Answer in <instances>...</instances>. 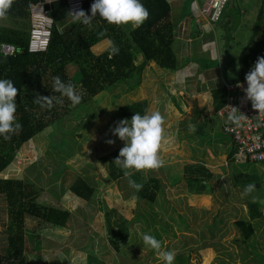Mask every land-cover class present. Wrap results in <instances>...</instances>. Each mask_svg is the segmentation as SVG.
Wrapping results in <instances>:
<instances>
[{"label":"rangeland","instance_id":"rangeland-1","mask_svg":"<svg viewBox=\"0 0 264 264\" xmlns=\"http://www.w3.org/2000/svg\"><path fill=\"white\" fill-rule=\"evenodd\" d=\"M246 2L249 5H241L237 1L234 9L232 4L225 7L223 19L225 24L221 29L218 28L220 32L227 27L226 34L230 37L228 59L216 61V65L223 63L221 76L223 81H227L225 84L230 83L228 81L230 78H236L237 68L246 47L257 43L263 37L262 33L255 35L254 30L257 28L260 10L258 3L264 8V0ZM189 6L190 4H187V10ZM10 20L7 18L8 22ZM3 24H6L5 20ZM97 48L94 47L92 50L98 51ZM222 52H226L223 42L220 53ZM154 69L163 71L157 66H154ZM157 80L159 81V78ZM147 83L148 79L144 87ZM148 87L157 90V87L151 85ZM165 89L161 88L162 93L158 94L153 91L148 93L141 85L138 91L127 94L124 85L118 86L109 96L107 95L109 92H106L107 96L104 94L102 99L98 100V105L93 107L95 109L92 110L97 112L99 118L93 120L85 115L83 118L86 124L74 117L70 118V123H66L64 128L77 129L79 125L85 128L76 135L78 144L74 153L60 157L64 159L62 161L64 169L60 170L54 179L58 165L52 163V157H48L49 154L46 153L48 133L39 134L19 149L3 179H27L37 191L42 192L39 199L41 203L69 209L73 214L65 229H55L26 218L23 256L27 264H68L69 260L76 263L84 260L85 253L89 251H92L102 264H164L155 251L153 255L149 254L150 247L145 245L142 239L144 234L155 236L163 244L164 251L178 253L184 248L200 249L198 257L192 256L191 264H218L215 260L217 252L214 247L204 248L202 243L205 242L207 245L213 243L216 247L219 246L217 248L220 252L225 250L223 252L228 255H235L233 260L225 258V264H240L238 247L232 243L234 237L232 224L246 214L245 205L249 199H246L248 196L241 197L243 190L233 183L230 177V173L232 176L235 175L232 166L228 164L234 159H227V150L233 146L231 138L223 133L222 122L212 114V107L204 104L205 106H202L204 112L196 116L198 105L193 108L180 97L173 101L171 98L173 95ZM143 101L147 102V112L158 110L165 117V128L169 137V143L161 152L165 161L164 166L156 171L141 172L144 180L151 176L162 183L163 188L158 193L156 203L152 205L144 201L127 200L119 184L107 181L109 162L104 160L105 157L119 154L124 146L123 141L112 135L117 123L125 119L117 109ZM190 126H194L196 131H190ZM108 140H113L114 143L109 145ZM200 166L208 170L212 179L206 180L202 177V172L198 171ZM255 167H259L256 171L263 175L264 165L245 168L253 172ZM239 170L243 169L238 166L236 173ZM86 173L93 183H97L95 184L99 191L95 202L89 205L68 192L77 178ZM198 178L205 180L209 192L206 191L201 196L191 195L188 180ZM262 191L263 200L260 203L264 211V180ZM254 199L257 200V196ZM102 202L109 208V213H112L111 219L115 230L119 227L127 228V233L131 236L121 251L115 250L108 239L105 215L100 209ZM77 209L82 211L78 212ZM8 211V200L0 194V256H3L7 245L6 227L10 221ZM177 214H186L188 222H192L193 225L197 221V224L192 226L197 232H188L186 227L180 225ZM220 220L221 233L214 239L205 237L202 240L203 229L207 230V226H212ZM164 229L174 232L175 235H170L167 230L164 232ZM185 243L188 246L184 247ZM221 246L223 249H220ZM65 248L71 250L70 254L64 250ZM260 253L264 256L261 248Z\"/></svg>","mask_w":264,"mask_h":264},{"label":"trees","instance_id":"trees-1","mask_svg":"<svg viewBox=\"0 0 264 264\" xmlns=\"http://www.w3.org/2000/svg\"><path fill=\"white\" fill-rule=\"evenodd\" d=\"M40 0H14V3L8 13L10 22L0 20V45L10 44L15 47V53L7 59L0 57V79H10L18 88L19 94L16 98L17 122L22 125V130L11 139L6 141L0 136V176L14 162V158L19 149L31 139L39 134L48 133L49 143L47 146L48 157H52L51 162L58 165L56 169V178L60 170L64 169V155L73 154L78 139L76 135L85 128L80 125L76 128H64L66 123H70V118L84 122L83 116L99 118L95 109L98 100L106 93L111 94L115 87L124 85L127 88L126 93L138 91L142 75L150 62L156 63L161 69L169 71L179 70V57L175 52L177 37L175 36V26L170 20L171 5L168 0H141V3L149 12V18L138 28L131 24L126 26L109 25L102 20L98 14L93 18L92 26H86L82 23L73 22L69 13V4L67 0H58L46 8L53 17L54 26L52 36L45 51L29 52L27 48L29 38L30 20L27 12L29 3H36ZM94 0H87L84 4V11L91 15L90 7ZM227 5V4H226ZM225 5V7H226ZM222 17V13L221 16ZM219 17V19H220ZM10 23V24H9ZM107 29L105 37H99L98 33ZM262 33V40L257 41L246 47V51L241 63V75L246 76L250 69L255 65L258 57L264 56V8L259 13L257 20L256 34ZM111 39L119 47V54L109 59L108 49L103 53L96 55L92 48L99 43ZM59 75L65 83H72L76 87L78 94L82 96L81 103L73 106L66 98L53 90V77ZM36 95L56 96L62 100V103L54 102L51 110L42 108L35 104L33 100ZM105 94V96H107ZM214 110L220 109L225 101L224 90H216L212 93ZM147 109V102L124 106L120 109L125 119L131 120L134 113L144 115ZM109 113V112H108ZM109 115V114H108ZM111 115V114H110ZM109 115V116H110ZM196 116L201 115L197 108ZM83 124V125H84ZM235 147L227 150V159H233ZM118 154L105 157L109 162V182L120 185L126 199H132L137 195L138 202H146L152 205L156 203L158 193L163 188L159 180L151 176L144 180L141 172H134L132 179L137 183L143 184V190L136 193L128 185V180L124 176V169L114 163ZM55 158V159H54ZM233 183L244 190L245 186L255 182L256 190L251 193L246 203V214L240 216L232 224L234 237L232 243L238 247V258L240 264H264V256L260 253V248L264 253V211L262 209V183L263 175L255 170L248 171L245 167L252 164L241 161H230ZM230 166V167H231ZM238 166L243 169L236 173ZM198 171L202 172V177L206 180L212 179L208 170L200 166ZM189 194L203 195L209 188L205 180L198 178L188 180ZM96 183V182H95ZM90 179L88 173L78 177L76 182L69 188V193L86 205L93 204L98 194V187ZM100 184V182H99ZM208 188V189H207ZM0 194L8 200L9 224L6 227L7 245L5 246L3 256H0V264H27L23 256L25 248V220L30 218L36 220L39 224L44 223L55 229H65L67 223L72 219V212L69 209H60L55 206L46 205L39 201L42 192L37 191L34 185L27 179H9L4 180L0 177ZM257 196V200L254 197ZM260 198V200H258ZM100 209L104 212L106 219V229L108 230V239L115 250L121 251V248L127 244L131 236L127 233V228L119 227L115 230L114 223L109 213V208L101 203ZM82 211V209H77ZM242 214V213H241ZM179 224L186 227L188 232H197L192 229V222L186 214H177ZM138 216V215H137ZM222 221L207 226L203 229L202 240L206 238L214 239L218 233H221ZM170 235L174 232L164 229ZM209 233L210 235H206ZM161 245H163L161 243ZM188 246L187 243L184 247ZM204 248L214 247L215 260L218 264H225V258L233 260V256L223 251H218L219 246L213 243L207 245L202 243ZM183 249V248H182ZM220 249H223L222 246ZM69 252L70 249L65 248ZM169 251V250H168ZM154 250L150 248V255ZM200 249L184 248L183 251L176 253L174 264H191L192 256H199ZM234 262V261H233ZM68 264H102L92 251L85 253V259L74 262L69 260ZM234 264V263H232Z\"/></svg>","mask_w":264,"mask_h":264},{"label":"clouds","instance_id":"clouds-1","mask_svg":"<svg viewBox=\"0 0 264 264\" xmlns=\"http://www.w3.org/2000/svg\"><path fill=\"white\" fill-rule=\"evenodd\" d=\"M13 3L14 0H0V20L7 19ZM90 12L91 15H88L85 11L79 9L70 11L68 14L73 22L82 23L89 27L92 26L93 18L97 14L109 25L117 27L131 24L134 28H138L149 18V12L141 3V0H94ZM205 27L209 28L210 26L206 25ZM106 34L107 29H104L98 33V36L105 37ZM106 42L109 59H111L119 54V47L111 39ZM245 81L247 84L246 89H244L245 98L251 102L252 108L259 115H264V56L257 58L255 65L246 74ZM237 87H242V85L238 83ZM53 90L66 97L73 106L81 103L82 96L77 93L75 85L70 82H63L59 75L53 77ZM18 94L19 90L12 80L0 79V136L6 141L22 130V125L17 122L16 117V98ZM33 102L42 108L51 110L54 102L62 103V100L51 95H36ZM228 107L231 110L227 115V121L236 127H240L247 118L238 108ZM165 124V117L160 111H146L144 115L134 113L131 120L123 119L119 121L112 130V135L124 142V146L120 149L114 163L124 169L123 174L128 180V185L136 193L142 191L144 186L132 179L134 172L156 171L165 164L161 155L165 145L169 143ZM190 131L195 132V127L190 126ZM107 143L111 145L114 141L108 140ZM255 190V182H251L245 186L241 197H247ZM137 199L139 197L133 195L132 201L135 202ZM142 239L145 245L158 254V258L164 264H174L175 251L162 250L161 242L151 234H144Z\"/></svg>","mask_w":264,"mask_h":264},{"label":"crops","instance_id":"crops-1","mask_svg":"<svg viewBox=\"0 0 264 264\" xmlns=\"http://www.w3.org/2000/svg\"><path fill=\"white\" fill-rule=\"evenodd\" d=\"M237 1L241 5H249L246 0H241V2L239 0H232V2L231 0H227L226 7L232 4V9H234ZM168 2L171 5L170 20L175 26V36L177 37L174 49L179 57V70H164L156 63L150 62L142 75V88L148 93L153 91V93L158 94V92H161V88L165 89L164 87H166L167 91L173 95V97L171 96L173 101L178 100L180 97L181 99L186 100V103L193 106V108L198 105L201 115L202 112H204L202 106H205L204 104L209 105V108L212 107L213 109L212 114L216 116V112L219 109L217 111L214 110L213 99H211L212 93L216 90H224L225 92L224 85L227 83V81L222 80L221 76L223 63L216 65L218 59L221 62L222 58H224L225 61L228 59L227 49L230 37L226 34L227 27H224L223 31L219 32L218 30V28L221 29L225 24V21H223V19H225V6L222 11V17H220L218 21L207 23L206 19L201 17L199 13L200 8L206 0H168ZM187 4H190L188 10ZM258 4L260 7V13L263 6H261L260 3ZM206 25L210 27L206 28ZM256 29L254 30L255 35ZM106 41L107 40L94 46L98 47V51L95 52L103 53L106 51L108 49ZM221 42H223V47L226 49V52H222V54L220 53ZM245 51L246 50L242 53L243 55L239 67L237 68L236 78H230L228 80L230 83L228 84L237 83V81L242 80L245 77H242L240 71ZM154 66H157L163 71L154 69ZM158 78L159 81L157 80ZM147 79V86L144 87ZM148 85H151V87H157V90L149 89ZM226 95L225 92V101ZM6 171L7 170L2 173V177L5 175Z\"/></svg>","mask_w":264,"mask_h":264},{"label":"built area","instance_id":"built-area-1","mask_svg":"<svg viewBox=\"0 0 264 264\" xmlns=\"http://www.w3.org/2000/svg\"><path fill=\"white\" fill-rule=\"evenodd\" d=\"M54 1L57 0H42L36 3H29L27 6L30 20L27 43L29 52H42L48 46L50 36H52L54 20L49 14L46 5ZM85 1L68 0L69 12L79 9L84 11ZM226 3L227 0H206L199 10L200 16L206 19L207 23L218 21ZM14 53L15 47L13 45H0V57L3 59L11 57ZM238 83L242 87H237ZM246 87L245 77L237 81V83L224 85L227 94L226 101L216 112V116L222 122L223 133L230 136L235 147V161L252 165H264V115H259L252 108L251 102L245 98L244 89ZM228 106L238 108L247 118L240 127H236L227 121V115L231 110Z\"/></svg>","mask_w":264,"mask_h":264},{"label":"bare ground","instance_id":"bare-ground-1","mask_svg":"<svg viewBox=\"0 0 264 264\" xmlns=\"http://www.w3.org/2000/svg\"><path fill=\"white\" fill-rule=\"evenodd\" d=\"M233 159L235 160V156H233Z\"/></svg>","mask_w":264,"mask_h":264}]
</instances>
